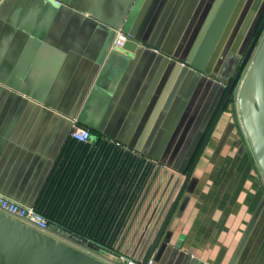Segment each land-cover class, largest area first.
I'll list each match as a JSON object with an SVG mask.
<instances>
[{
    "label": "crops",
    "instance_id": "0c3cea01",
    "mask_svg": "<svg viewBox=\"0 0 264 264\" xmlns=\"http://www.w3.org/2000/svg\"><path fill=\"white\" fill-rule=\"evenodd\" d=\"M222 2L0 0V194L67 221L73 231L52 223L51 235L83 238L110 264L144 260L199 149L219 66L233 54L232 72L264 12L238 0L201 72L186 63ZM118 29L132 34L124 48ZM74 123L89 142L73 141ZM156 253L154 264H264V177L235 109Z\"/></svg>",
    "mask_w": 264,
    "mask_h": 264
},
{
    "label": "water",
    "instance_id": "95a60500",
    "mask_svg": "<svg viewBox=\"0 0 264 264\" xmlns=\"http://www.w3.org/2000/svg\"><path fill=\"white\" fill-rule=\"evenodd\" d=\"M238 0H223L211 22L204 40L197 49V60L186 63L201 72L205 71ZM264 14V13H263ZM248 39L244 51L235 64L231 81L220 78L219 97L202 126V143L185 170L184 180L144 259L147 264L157 254L156 250L165 234L177 206L185 194L196 167L216 129L218 122L232 102L236 103L242 127L248 138L257 164L264 177V15ZM132 35V34H131ZM197 64V65H196ZM227 88V92H226ZM226 92V93H225ZM95 128V127H93ZM73 242L42 232L0 211V264H110L83 250V238L72 237ZM81 246V247H80ZM156 253V254H155Z\"/></svg>",
    "mask_w": 264,
    "mask_h": 264
},
{
    "label": "built area",
    "instance_id": "2783aa9c",
    "mask_svg": "<svg viewBox=\"0 0 264 264\" xmlns=\"http://www.w3.org/2000/svg\"><path fill=\"white\" fill-rule=\"evenodd\" d=\"M131 34L118 29L114 38L113 47L124 48ZM70 137L80 143H87L91 138V130L88 127L80 126L74 123L70 131ZM0 211L17 220L24 222L42 232L51 234V224L49 220L35 206H27L19 204L10 198L0 194ZM118 264H144V260L134 261L126 256H120ZM147 264H154L151 259Z\"/></svg>",
    "mask_w": 264,
    "mask_h": 264
},
{
    "label": "rangeland",
    "instance_id": "374dc122",
    "mask_svg": "<svg viewBox=\"0 0 264 264\" xmlns=\"http://www.w3.org/2000/svg\"><path fill=\"white\" fill-rule=\"evenodd\" d=\"M124 32H126L127 33V31H126V29L124 30ZM240 56V55H239ZM238 56V59H237V61L239 60V57ZM231 59L233 60V54H230L229 56H228V58L226 59V60H223L222 61V63L220 64V66L219 67H221V68H223V71L221 72L222 73V76H224L225 74V80H228L229 78H231L232 77V75H234V73H235V66H234V69L232 70V72H231V70L229 71V74L227 75V73H228V71L227 70H229L226 66H228L229 64H230V62H231ZM237 61H236V63H237ZM220 62V61H219ZM234 109L237 111V117L240 119V116H239V111H238V108H237V105H236V103H234ZM51 232L53 233V234H57L56 233V231L54 230V229H51ZM61 239H64L65 241H68V242H73L74 240L71 238V237H60Z\"/></svg>",
    "mask_w": 264,
    "mask_h": 264
},
{
    "label": "trees",
    "instance_id": "16d2710c",
    "mask_svg": "<svg viewBox=\"0 0 264 264\" xmlns=\"http://www.w3.org/2000/svg\"><path fill=\"white\" fill-rule=\"evenodd\" d=\"M264 13V12H263ZM264 15V14H263ZM263 17V16H262ZM262 19V18H261ZM261 21V20H260ZM260 21H259V23H260ZM259 23H258V25H259ZM257 25V26H258ZM233 78V76L231 77V78H229V80L231 81V79ZM226 92H227V88H226ZM225 92V93H226ZM234 110V102H232V103H230L229 105H228V107L226 108V111H230V112H232ZM225 111V112H226ZM204 135H205V133H204ZM204 135H203V137H204ZM203 137L201 138V140H200V142H199V146H198V148L200 147V144L202 143V140H203ZM74 142H76V143H80V142H77V141H75V140H73ZM81 144H83V143H81ZM194 158V157H193ZM193 158H192V160H193ZM35 208H36V210L37 211H39V212H41L48 220H49V223L50 224H52V223H55V224H59V225H62L63 227H65L66 229H69V230H72V229H70L71 227L69 226V223L67 222V221H63V222H57V221H54L52 218H50V216L48 215V214H46L43 210V208H42V206L41 205H35ZM73 231V230H72ZM155 262V261H154Z\"/></svg>",
    "mask_w": 264,
    "mask_h": 264
}]
</instances>
